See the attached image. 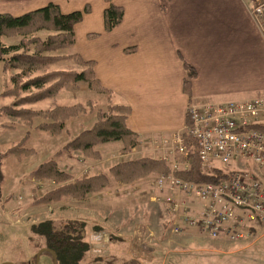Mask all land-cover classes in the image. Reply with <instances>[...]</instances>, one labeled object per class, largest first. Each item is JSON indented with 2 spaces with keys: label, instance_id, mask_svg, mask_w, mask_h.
<instances>
[{
  "label": "crops",
  "instance_id": "obj_1",
  "mask_svg": "<svg viewBox=\"0 0 264 264\" xmlns=\"http://www.w3.org/2000/svg\"><path fill=\"white\" fill-rule=\"evenodd\" d=\"M251 2L264 0H111L123 18L108 32L105 0H0V13L20 16L50 3L62 13L87 6L68 52L93 63L110 102L129 107L126 125L138 144L156 150L186 126L190 104L264 97V37L249 14ZM185 65L195 74L189 96L183 90ZM2 193L0 218L22 206L39 208L37 192H24L16 204L8 202L13 195Z\"/></svg>",
  "mask_w": 264,
  "mask_h": 264
},
{
  "label": "rangeland",
  "instance_id": "obj_2",
  "mask_svg": "<svg viewBox=\"0 0 264 264\" xmlns=\"http://www.w3.org/2000/svg\"><path fill=\"white\" fill-rule=\"evenodd\" d=\"M17 39L5 37L2 40L8 44ZM72 46L66 50V54L81 58L68 52ZM52 68L79 69V66L66 60ZM12 73L4 71L0 62V109L12 103V97L2 94L11 86L9 77ZM88 100L93 102L91 113L65 121L63 131L58 136L36 129L35 126L42 121L39 117L33 118L28 125L18 118L0 115V166L3 174L0 193L4 192V197L13 195V201H8L10 204H16L18 197H25L24 192H37L36 201L59 184L30 176L32 170L48 160L56 161L60 170L74 177H82L107 172L111 165L120 160L147 156L160 159L163 151L160 148L163 146L156 144V150L137 144L124 152L121 142H110L98 147L99 159L87 157L78 151L64 150V145L93 124L97 108L103 109L108 105L106 95L87 90L84 85L72 92L62 90L54 98L25 107L45 110L53 106H86ZM262 120L264 124V118ZM22 142L29 150L27 154L8 153L11 147ZM253 167L252 163L247 162L231 164L227 168L250 172ZM151 181L152 176L132 184L111 181L104 193L91 195L83 201L68 199L42 205L36 203V207H39L37 210L30 211L22 206L13 213L12 210L4 212L0 218V264H54V258L46 250L44 241L30 228L48 220L68 219L86 222L88 229L91 228L87 239L90 251L81 264H264V224L237 241L204 236L195 230V233L174 234L161 201L152 199ZM5 192L8 193L5 195ZM92 235L97 236V242L103 244V254L93 252ZM96 257H100V261Z\"/></svg>",
  "mask_w": 264,
  "mask_h": 264
},
{
  "label": "trees",
  "instance_id": "obj_3",
  "mask_svg": "<svg viewBox=\"0 0 264 264\" xmlns=\"http://www.w3.org/2000/svg\"><path fill=\"white\" fill-rule=\"evenodd\" d=\"M108 4L103 12L104 29L111 31L123 18L121 7L105 0ZM86 6L81 11L62 13L56 4L12 16L0 13V62L4 71L10 74V88L3 91L12 97V103L0 109V115L25 121L30 125L35 117L41 118L35 128L50 135L62 133L65 121L91 113L92 100L85 105L53 106L45 110H33L25 107L42 100L54 98L60 91H75L81 85L87 90L106 95L108 105L97 108L93 124L63 146L66 151H78L90 158L99 159L98 147L110 142H121V150L126 152L137 146L138 137L126 125L129 107L112 104L111 93L101 86L93 73V63L78 56H68L66 50L73 45V27L88 13ZM43 34V37H40ZM5 37H16V41L4 43ZM70 60L78 64L79 69H53L52 66ZM187 78L183 81V90L189 96L191 79L195 75L188 65ZM255 128L264 131V124ZM27 136V135H26ZM11 147L8 153H28L23 145ZM188 150L189 168L178 176L184 180L199 183H211L225 178L227 173L220 169L203 168L195 153V143L185 137ZM169 166L163 160L151 157H139L120 160L108 168L107 172L74 177L58 168L56 161L48 160L30 172L36 179H48L59 183L53 189L39 197L35 203L48 204L73 199L83 201L91 195H98L110 185L111 181L132 184L156 173L168 172ZM3 174L0 166V185ZM94 228V227H93ZM32 233L38 235L53 258L54 264H81L90 251L86 222L80 220H48L33 225ZM253 231V229H252ZM96 260L100 257H96ZM100 261V260H98Z\"/></svg>",
  "mask_w": 264,
  "mask_h": 264
},
{
  "label": "built area",
  "instance_id": "obj_4",
  "mask_svg": "<svg viewBox=\"0 0 264 264\" xmlns=\"http://www.w3.org/2000/svg\"><path fill=\"white\" fill-rule=\"evenodd\" d=\"M248 9L264 37V2H251ZM186 116V126L161 144V160L169 170L152 176V199L161 201L174 234L192 229L212 238L241 240L264 224V131L255 128L264 118V97L190 104ZM185 137L194 141L203 168L228 176L211 183L179 177L189 168ZM247 162L254 166L250 172L227 168ZM91 237L93 252L103 254V244Z\"/></svg>",
  "mask_w": 264,
  "mask_h": 264
}]
</instances>
